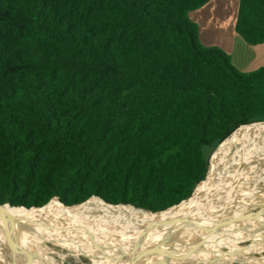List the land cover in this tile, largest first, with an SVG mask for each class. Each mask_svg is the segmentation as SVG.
<instances>
[{
	"label": "trees",
	"instance_id": "trees-1",
	"mask_svg": "<svg viewBox=\"0 0 264 264\" xmlns=\"http://www.w3.org/2000/svg\"><path fill=\"white\" fill-rule=\"evenodd\" d=\"M208 1L0 0V203L189 198L217 146L264 121V67L199 39ZM236 29L264 41V0H239Z\"/></svg>",
	"mask_w": 264,
	"mask_h": 264
},
{
	"label": "bare ground",
	"instance_id": "bare-ground-1",
	"mask_svg": "<svg viewBox=\"0 0 264 264\" xmlns=\"http://www.w3.org/2000/svg\"><path fill=\"white\" fill-rule=\"evenodd\" d=\"M263 134L264 122L258 121L239 126L214 150L208 176L197 184L193 194L176 205L156 212L126 203L108 204L95 195L75 205H65L57 197H53L42 206L29 208L11 205L10 203L2 204L0 208L6 210L7 213L3 214L0 211V245L1 243L4 244V247L0 248V264H18L17 252L12 245L15 242L10 243L9 240L11 239H16V243L19 242L22 248L21 258L26 263L40 264L41 262L45 264L44 262H46L53 264L51 257L42 255V250L34 236H39L45 242L59 246H75L80 242L102 240L108 245L109 250L97 256L98 259L92 264H137L140 257L139 253L142 251L148 252L143 261L144 264L156 261L172 264L205 261L206 259L196 258V256L202 255L211 256L215 262L231 259L233 257L227 254L217 255L221 250L224 251L221 246L222 243H218V246H214L213 242L203 243L199 249L189 246L170 249L166 246L168 244L182 246L179 243L187 241L199 242L202 240L199 238L208 233L211 227L215 229L226 222L223 220L224 217H221L220 221L210 225L201 223L203 220L207 223L213 213L221 211L228 203V198L229 202L231 201V197L221 199L214 196V192H211L212 188H217L219 183L217 178L220 177L221 180L223 176L226 180V187H229L225 191L232 190L230 187L232 188L234 185L237 179L236 175L249 156V151L251 150L252 153L254 150L253 147L251 149L250 144L253 145L255 139L261 135L262 138ZM252 168L251 170H253ZM251 172L248 171L247 173ZM215 179H217L216 183H214ZM224 179L222 178L223 181ZM239 187L241 188V186ZM219 191L220 189L218 193ZM215 192L217 193V190ZM211 193L213 195H210ZM205 196L212 197L204 199ZM233 197L235 198V196ZM185 217H189L191 220H183ZM10 224L12 225L11 230ZM221 230L216 234L221 235L224 230L230 229ZM166 236H173L172 240L165 242L151 252ZM6 238H8V242H6ZM244 255L255 263L264 264V260L253 259L249 253ZM5 256L9 257L12 262L7 263L4 259ZM19 262L23 264L21 261Z\"/></svg>",
	"mask_w": 264,
	"mask_h": 264
},
{
	"label": "rangeland",
	"instance_id": "rangeland-1",
	"mask_svg": "<svg viewBox=\"0 0 264 264\" xmlns=\"http://www.w3.org/2000/svg\"><path fill=\"white\" fill-rule=\"evenodd\" d=\"M261 136H258L259 138L257 137L255 139L253 145L250 144L251 149L253 147L254 150L252 153L251 150L249 151V156L247 157L246 161L241 167L240 172H238L236 175L237 179L235 180L234 185L232 186V188L230 187V189L232 190L229 192L225 191L229 187L228 186L226 187V183H225L226 180L224 179L225 177L223 176L221 177V180L220 177L217 178L219 180L217 188L216 187L212 188L211 192H214L213 193L215 194L214 196L218 198L220 197L221 199H224V197L225 198L231 197L230 198L231 201L229 202V198H228L227 200L228 203L224 206L223 209H221V211H217V213H213L207 223L204 222V220L201 221V223L203 225L204 224L210 225L216 221H220L221 217H224L223 220H225L226 222H224L221 226L215 229H212L211 227L209 229L210 231L208 230L209 231L208 233L203 234L199 238L202 239L199 242L192 243L187 241L188 243L187 242L179 243L182 246H179L177 244H168L166 247L171 249L175 247L182 248L184 246H189L191 248L199 249L201 248V245L203 243L213 242L215 244L214 246H218V243H222L221 246L222 249H224V251L221 250V252L217 255L227 254L232 256L233 258L228 260L224 259L217 262H215L213 258H211V256L209 255L207 256L202 255L200 257L196 256V258H199L200 260L206 259L205 261H211L212 264H259V263H255L252 259L244 255L245 253H249L253 259L256 258V259L264 260V238H263L264 236V153H263L264 134L262 138ZM260 147L263 151L260 149ZM256 150L259 151L257 152ZM251 156L252 158H250ZM210 164H211V157L209 161V169H210ZM252 166L254 167L252 168ZM251 168L253 170H251ZM248 171L249 172L252 171V172L247 173ZM253 173L254 175H256L255 177H253L254 176ZM207 176H208V172L204 179H206ZM222 178L224 179V181L222 180ZM217 179H215L216 181H214V183L217 182ZM237 180L240 181L238 182ZM239 186H241V188ZM219 189L220 191L218 193ZM216 190L217 193L215 192ZM213 194L211 193L210 195ZM233 196H235V198ZM211 197L212 196H205L204 199ZM225 228L230 230H224V232H222L221 235L216 234L218 231H222L221 229H225ZM114 230L116 231V229ZM2 239L4 240L3 237ZM34 239L38 242V245L42 250L41 252L42 255L46 257L47 256L51 257L53 260V264H92L98 259L97 256H99L102 253H106L109 250L108 245L102 240H96L93 242L92 241L80 242L78 245L75 246H59V245H54L50 242H45L44 239L39 238V236H34ZM82 240L84 241V238H82ZM6 242H8V238H6ZM9 242L10 243L15 242V244L12 245L15 251L17 252L16 253L17 259L21 261L23 264H28L24 261L23 258H21L22 255L19 254L18 252L19 242H17L18 243L17 244L16 239H11L9 240ZM250 243L252 244L250 245ZM3 247L4 244L1 243L0 248ZM4 259L7 263L12 262V260L7 256H5ZM19 261L18 264H21ZM28 262L30 263V261ZM156 262L150 264H154ZM200 262L202 261H198V262L189 261L188 263L185 264H199ZM44 263L47 264L46 262ZM40 264L42 263L40 262Z\"/></svg>",
	"mask_w": 264,
	"mask_h": 264
},
{
	"label": "crops",
	"instance_id": "crops-1",
	"mask_svg": "<svg viewBox=\"0 0 264 264\" xmlns=\"http://www.w3.org/2000/svg\"><path fill=\"white\" fill-rule=\"evenodd\" d=\"M238 9L239 0H210L189 16L204 46L220 48L238 70L248 74L264 67V41L250 44L237 32Z\"/></svg>",
	"mask_w": 264,
	"mask_h": 264
},
{
	"label": "water",
	"instance_id": "water-1",
	"mask_svg": "<svg viewBox=\"0 0 264 264\" xmlns=\"http://www.w3.org/2000/svg\"><path fill=\"white\" fill-rule=\"evenodd\" d=\"M261 122H264V121H261ZM99 197V196H98ZM58 198V197H57ZM103 202H105V203H107L104 199H102L101 197H99ZM59 199V198H58ZM59 201H60V199H59ZM61 202V201H60ZM63 203V202H62ZM64 204V203H63ZM108 204H110V203H108ZM122 204V203H121ZM112 205H118V204H112ZM130 205H132V204H130ZM2 206V204L0 203V207ZM134 206V205H133ZM25 208H29V207H26V206H24ZM136 207V206H135ZM0 211L3 213V214H6L7 213V211L6 210H4V209H2V208H0ZM151 212H154V211H152V210H150ZM156 212V211H155ZM9 214H7V216H8ZM9 217V216H8ZM10 219V218H9ZM11 220V219H10ZM183 220H185V221H190L191 220V218H189V217H185V218H183ZM12 229V225L10 224V230ZM172 237L173 236H166V237H164V238H162V240L159 242V245L158 246H156L155 248H153L152 250H151V252L152 251H154V250H156V249H158L162 244H164L165 242H170L171 240H172ZM18 244V243H17ZM252 243H250V245H251ZM22 248L20 247V245L18 244V252H19V254H22V250H21ZM131 255H133V254H131ZM139 255H140V257H139V260H138V262H137V264H144V259H145V257L148 255V252H144V251H142V252H140L139 253ZM146 264V263H145ZM154 264H169V263H166V262H156V263H154ZM199 264H212L211 263V261H202V262H200Z\"/></svg>",
	"mask_w": 264,
	"mask_h": 264
}]
</instances>
